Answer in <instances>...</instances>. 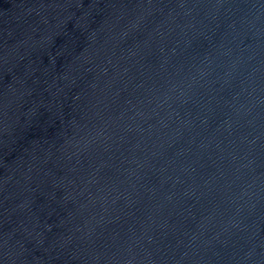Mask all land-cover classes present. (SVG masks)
Masks as SVG:
<instances>
[{"label": "water", "instance_id": "1", "mask_svg": "<svg viewBox=\"0 0 264 264\" xmlns=\"http://www.w3.org/2000/svg\"><path fill=\"white\" fill-rule=\"evenodd\" d=\"M0 264H264V0H0Z\"/></svg>", "mask_w": 264, "mask_h": 264}]
</instances>
